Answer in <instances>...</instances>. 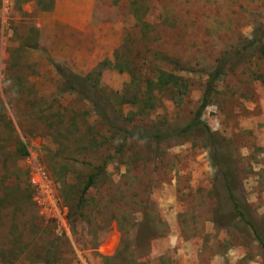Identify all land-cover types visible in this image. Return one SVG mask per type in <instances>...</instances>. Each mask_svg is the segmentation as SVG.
I'll list each match as a JSON object with an SVG mask.
<instances>
[{"label": "rangeland", "instance_id": "1", "mask_svg": "<svg viewBox=\"0 0 264 264\" xmlns=\"http://www.w3.org/2000/svg\"><path fill=\"white\" fill-rule=\"evenodd\" d=\"M51 2L0 0V264H264V0Z\"/></svg>", "mask_w": 264, "mask_h": 264}, {"label": "trees", "instance_id": "2", "mask_svg": "<svg viewBox=\"0 0 264 264\" xmlns=\"http://www.w3.org/2000/svg\"><path fill=\"white\" fill-rule=\"evenodd\" d=\"M37 2H39V4L42 5V0H37ZM54 5H55L54 0H52L51 5L48 8H45V11H51L54 8ZM259 42L261 43V45H264V34L259 39ZM237 52H241V51L239 50ZM105 64H106V62L100 64L99 68L101 66H104ZM53 66H54V69L56 70V72L58 73V75L61 77V80H62L63 86H62V89L60 90L61 93H71L72 94V93L80 92V90H82L83 88L87 87L88 84H90L89 78L92 76V74L86 76L84 79H79L78 76L71 74L66 69H64L61 65L53 63ZM224 66H225V64L220 62V65L217 67L215 72L210 75V79L207 83L206 92H205L203 101L201 103V106L199 107V110L196 113V116H195L193 123L191 125L187 126L185 129H182L183 134H187L194 127H203L208 134H211L210 129L206 125H204V123L202 122V116H203L205 109L209 105L211 94L214 91V83L218 79L221 78V76L223 74ZM159 82L161 85L171 86V88L173 89V92H175V93L178 90V94H180V95L185 94L188 90V85L186 84V82L181 77L179 78L173 74L166 73L165 75H161V77L159 78ZM92 84L95 85V83H91V86H93ZM175 88H177V90ZM179 90H182V91L179 92ZM137 97L138 96L135 95L131 99H125V98H122V99L127 100V102L132 101V102L136 103ZM92 103L94 104V107L96 108V110H98L100 114L104 115V113L101 109V106L96 102L92 101ZM19 153L21 154L22 157H26L29 155V152H28V149L26 146H22L19 149ZM106 164H107V162L105 163V166H106ZM224 176L226 177L227 175L225 174ZM93 178H94V176H92L90 178L88 184L85 186L84 192L88 191L93 186V184H94ZM226 189L228 191L230 198L234 201V196H233L232 191H231L230 187L228 186V184H226ZM236 206L237 205L235 204V207ZM240 215L242 217L244 216L242 212H240Z\"/></svg>", "mask_w": 264, "mask_h": 264}, {"label": "built area", "instance_id": "3", "mask_svg": "<svg viewBox=\"0 0 264 264\" xmlns=\"http://www.w3.org/2000/svg\"><path fill=\"white\" fill-rule=\"evenodd\" d=\"M32 183L34 186L39 187L42 190H46L48 186L47 177L39 169L36 170V174H34V177L32 178Z\"/></svg>", "mask_w": 264, "mask_h": 264}]
</instances>
